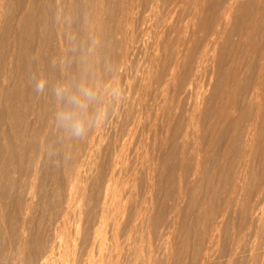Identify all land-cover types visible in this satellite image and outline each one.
Returning <instances> with one entry per match:
<instances>
[{
    "label": "rangeland",
    "instance_id": "rangeland-1",
    "mask_svg": "<svg viewBox=\"0 0 264 264\" xmlns=\"http://www.w3.org/2000/svg\"><path fill=\"white\" fill-rule=\"evenodd\" d=\"M17 1L20 0H12V2L10 1L11 3L8 0V5L6 8L8 9L11 8V9L4 10L3 13L4 15L2 14L3 17L1 19L2 23L0 25L1 26L0 40L2 41V45L0 42V72L3 73V74L0 73L2 74L0 75V85H3L5 87V90L4 87L2 86H0L1 87L0 89H2L3 91H6L7 89L10 90L13 84H19L18 88H14L13 89L14 91H11L10 101H9L11 102L9 103L12 106L11 108L15 106L14 107L15 110L17 108L19 109H17L16 110L17 112L15 111L16 113L13 114L14 113V108H13L12 109L13 111H11V114L9 116L10 119L7 118L9 123L6 122L4 128L5 131H7L8 133L6 132L3 135H1L0 133V140L2 139L1 140L2 144L4 145L5 142L8 143L9 141V143H11V147H13V150H16L14 151V153H12L13 150L12 148H10L12 154L10 153V151H7L8 152L7 154L5 150H3L4 154L2 153V158L3 156L4 158L6 157L8 158L10 156L8 159L10 160V162L12 161L8 168V173L11 175V178H9L10 180L7 179L9 181L5 180L6 203L3 208L4 216L6 215L5 219L8 220L13 215L12 212L14 206L13 205L14 199L18 196L20 188L21 187L23 188V186L26 185V183L28 184V182L30 181L29 177L25 176L24 174L28 172L27 170L28 166L30 165L31 161H33V159L35 160V158L38 156V153L40 151L41 138L39 137L40 136L39 134L41 128L46 126L48 122L49 123L51 122L50 124L48 123L49 127L46 137L47 138L46 143L45 146L42 148L44 150H42L40 155L41 157L39 156L40 161H38L37 164V170L39 172L36 170L37 176L35 175V179H34L35 190L37 192L38 199L40 198L39 199L40 201L42 200L48 202L51 201L49 203V205H51L50 207L56 208L55 203L58 200L56 198L57 197L59 198V194L57 195V192L59 191L56 190L58 189L59 181L62 177V175L60 174H62L64 170L63 165L66 164L64 163V161L68 163V161L72 160L73 157L71 156L74 155L76 150L77 152L82 150L83 142H85L83 140L81 141V143L79 142L81 135L80 136L75 135L74 129L73 128H72L73 130L71 129L70 124L71 122H74L79 119V121H81L82 123L85 122L83 123L85 127L84 129L85 131L88 132V130L93 127V124L96 121V117H95L96 115L97 118L100 117L103 122V131L100 132L102 135L99 134L101 137H99V135H96L98 137L94 138L95 141L93 140L92 143L93 147H91L93 149L91 150L92 152L90 153L91 156L89 155H88L89 157L86 156L85 162L86 161L89 162V163L87 162L88 163L87 167L89 168V173L91 174L89 173H88L89 175L87 174L88 180L87 178L84 179L82 178L81 183L79 182L80 187H82L83 192L85 193L83 194L81 204H83V208L85 211L88 212L93 211L97 203L99 186L102 183V181L105 179L106 174H108L109 172L108 170H110V168L108 167L110 163L112 164V160L117 154L116 158L117 157L119 158V162H118L119 164H117V171L120 172L116 173V175L119 177V180L118 177H116V180H118L117 184L121 183L119 184V186L122 187L121 189H123L121 191H124V193L122 194L124 195L126 194L125 196L123 195V198L125 199L122 200V207L120 209L121 213L120 212L117 213L118 224L116 229V233H117L116 240H118L117 242L120 243V244L118 243V248L122 249V255H120L119 258L120 261H118V264L120 262H121L120 264H126V263L134 264V262L135 264H145V263L146 264H226L227 262H229L230 264H258V263L264 264V232L260 234L261 239L262 237L263 239L260 240L259 237L258 241L256 242V243L258 242L261 243L262 246L258 244L259 246L255 245V247H253L252 249L250 242H248V239L250 240L249 235L251 230L250 228H248V224L250 223L249 222L250 219L248 217L249 216L248 209L250 203L255 198L254 193L261 180L258 177L260 175L261 178V175L264 172V162H263L264 161V97L262 100L263 107L261 108L258 116L256 117L258 128H260V133L256 141V147L253 153L254 155L252 156L251 159L252 160L251 167H255L252 168L253 174L250 173L247 176L246 181L244 182L245 188L243 190L244 192L243 195L237 194V197L235 199H232V201L228 205V208L224 210L225 209L224 197L226 199V196L229 193V190L233 183V177H234L232 176L233 172L236 171L235 168H237L239 165V163L237 162H240L238 158L240 159L241 157L240 156L242 151L241 143L243 142L242 134L245 132V130L251 123L252 119L256 115V108L254 104L248 101V97L251 95V92L256 85L264 84V66H263L264 65V1L263 0H198V1L197 0H136V2H132L131 0L130 2V0H128L129 2H127V0L126 1L123 0L121 4V0H115V2L114 0H110V1L108 0L107 1L109 3L108 5H110L111 7L105 5V12L107 7H109V9H113L112 10L113 12L110 10V12L108 11L109 14H107V12L104 13V18L106 20L105 26L107 25L106 28L105 27L104 28L105 30L106 29L107 30L106 31L104 30L105 32L103 36L104 40H102L103 42L101 43L103 46L101 45L102 47L100 46V49H98V52L101 53L98 54L97 52L98 55L96 57L98 59H95L91 63L88 58L89 56L88 53L84 52L85 54L83 53L84 57L82 59L85 61L83 60L81 61L87 62V64L86 63L81 64L82 63L81 61L78 62L77 60H72L70 54L67 53L66 55L63 56V58L65 57L64 60L66 61V63L60 64L59 63L60 58L57 59V57L60 56H58L53 52L52 57L50 54L49 57L50 59L48 60L46 59L47 61L44 60L41 63H36L35 58H32L31 62L33 64L31 62H28L26 64L21 63L18 66V70L16 72V70L13 69L14 67L13 66L11 67L10 64L7 63V66L4 65L3 67L1 66V64L3 63L2 60L4 58L7 59V55L12 49V45H10L11 43L8 40L13 33L12 27L16 22V16L20 12V4ZM173 1L175 4L173 3ZM161 4L162 6H160ZM77 5L73 9L71 15L73 16V20L71 23L73 25L72 26L73 28L78 23V20H76L77 17L81 15L80 9L79 11H77L78 9L76 10L77 7H80V4ZM126 5H130L131 8L132 7L135 8V9L133 8V10L136 12L134 13L132 12L134 16L133 18L131 15L132 14L131 11H133L132 9L129 11V15L128 13L126 14L123 11L124 10L123 8H125ZM182 7L184 8V10ZM169 8H171L173 11L172 10L170 11ZM120 9L122 10L121 12ZM225 9L228 10V14H226L223 17L222 14ZM163 12L167 13L166 16ZM119 13L123 14L122 16L126 14V16L122 18L125 23L132 21L128 23L129 26L126 25L120 17H119V19H121L120 23L118 22L119 20L118 18H117L118 20H116V17L120 15ZM168 13H172V14L168 15ZM127 15L130 17V21L129 19L125 21L126 18H129ZM51 16H53V12L51 13ZM154 19L156 20L154 21ZM180 21H182V24ZM122 22L124 23V25L121 24ZM51 24L53 26V22ZM119 24L122 27L124 26L126 28L127 27L130 28L133 24L135 25H133L130 29L125 28L126 29L125 31L127 33H124L125 32L124 29L122 30ZM9 26L10 28H8ZM52 26L50 25L51 28ZM143 27H145L144 29H147V31L144 30ZM119 28L121 32L119 31ZM141 29L144 31H142ZM128 30L131 31V33H128L129 32ZM213 32L215 33V37L218 36L216 37L217 39H215V41L217 40L216 44L214 39H212L214 36L213 37L211 36ZM120 33L121 34L124 33V35L123 34L121 35V37L123 36L122 37L123 40L120 37ZM127 34H130L131 36L128 35L126 37ZM7 37L9 38L7 39ZM129 37L131 40L132 39L133 40L131 41ZM155 37H157L156 38L157 41L159 39L158 43L156 40H154ZM210 37H211V41L213 40L214 43H212L213 41L212 42L210 41L209 39ZM107 38L109 39V41ZM120 38L122 42L124 41V44L126 43L125 41H127L125 46H123V43L121 42V40H119ZM124 38H127V40H125ZM207 39L209 40L208 42L210 43L205 42L207 41ZM108 42L109 44H107ZM151 42H153V44ZM154 42H156L155 48L152 47V45L155 46ZM204 43H206V45H204ZM51 44L52 45L54 44V40H52ZM75 44L76 43L72 44L73 45L72 49L76 52V48L77 49L79 48L78 49L79 52L80 47L78 43L76 45ZM106 44L108 45V47ZM114 45L116 46L114 47ZM126 46H128L127 49ZM123 47L125 48L124 50ZM205 47L206 48L211 47V48L207 50L205 49ZM141 48L142 50H139ZM143 48L147 52H145ZM156 49H158V51L153 52ZM106 50H108L109 52L107 51L105 54ZM177 50L178 53L180 51L179 53L180 55L176 52ZM119 52L121 53L118 54ZM138 52L139 53L142 52V53L139 54ZM152 53H156L154 60H152L154 56ZM203 53L206 54L204 55ZM122 55H125L126 58H124V56L122 57ZM85 56L87 57V59H85ZM173 56L176 57L178 61L176 60V58H173ZM150 57L151 59L149 60ZM163 57L165 59L167 57V59L165 60ZM144 58L146 59V61ZM6 59H4L3 61H5ZM130 59L132 60L130 61ZM174 59L177 61L176 67H174L175 66L174 63L176 62ZM162 60L165 61V64L163 63L164 61ZM170 60L173 61L174 63H172ZM124 61H126L124 63L125 65L124 64L122 65L123 68H125L124 70L122 67H120L122 71L119 70V67H116V70L114 69L115 68L114 66H118V62L121 63ZM112 62L116 63V65ZM139 62L141 63L139 64ZM171 64L172 65L174 64L173 67L175 68V70L173 71H171L173 68ZM94 65L96 69L93 68ZM138 66L141 67L140 70ZM70 68L71 70L68 73L66 72L64 74L65 72L64 70L66 69V71H68ZM98 70L101 72H99ZM113 70H115V72ZM131 70H133V72ZM146 72H148L149 76H147L148 74H146ZM155 73L156 75H154ZM165 73L168 76H166ZM131 74L132 76H130ZM100 76L101 78H99ZM33 77L35 78V80H33ZM133 77L137 78V81H135L136 79H134ZM61 79L65 81L63 85H59L62 83ZM15 81L17 82L15 83ZM40 81H44L46 83L45 86L46 89H44L43 93L37 94L34 91V87H35V83H38ZM149 81L150 83H148ZM101 83L102 85H100ZM20 84H22L21 85L22 87H20ZM67 84L69 87L67 86ZM81 85L84 86L82 87ZM104 85H106L107 88H105L106 86ZM201 85L205 89L204 88L201 89L202 87ZM59 86L62 89V95L60 98H57L55 93L53 94L54 92L53 90ZM157 86L159 87L157 88ZM48 88L51 91L48 90ZM88 89L90 90V92H88L89 91ZM196 89L198 90V93ZM201 90L202 92H199ZM69 91L70 93H68ZM100 91L102 93H100ZM132 91L135 94L132 93ZM84 92L88 93L89 95H85ZM194 92H196L197 94ZM1 93L2 95H4L3 92ZM97 93H99V95ZM200 93L202 96L204 95L203 96L204 98L199 95ZM75 94H77V96ZM13 95L15 98L13 97ZM90 95H92L93 97L92 96L90 97ZM51 96L54 98H52ZM21 97L23 99H21ZM67 97L68 99H66ZM76 97L80 99L76 100ZM2 98L3 96L1 97V100H3L1 102L4 105V109H3V105L0 103L1 105L0 114L3 115V112L5 113L4 103L6 102ZM202 98L204 99V101H202L203 100ZM24 100L26 101V103H24L25 102ZM166 100L167 102H165ZM61 101H63V103ZM64 101H66V103ZM196 101L197 102L199 101L198 104ZM200 101L202 102V104ZM16 103L20 104L19 107L17 108H16ZM95 103H98L97 104L98 106ZM45 105L50 107L49 109V107L46 106L50 111L48 109L45 110L46 108ZM76 105L77 107H75ZM94 105L96 106L94 107ZM130 105L133 106V108ZM192 105L193 107H196V105L198 106L201 105L200 107L202 106L203 107L200 108L197 106L198 108L196 107L192 109ZM73 106L75 108H73ZM32 107L33 110L34 107L37 109L30 116V111H31L30 109H32ZM40 107L44 110V112L42 109H40ZM59 107L64 109L63 110L59 109ZM196 109L197 110L201 109L200 110L201 115L197 114L195 116L197 111ZM135 111L136 113H134ZM67 112L68 114L71 115L73 120L71 122H68V125L66 127L65 122L63 120L61 121L56 117L59 116V114H65V113L67 114ZM72 112L73 114H71ZM20 113L22 114L21 116L23 118L22 117L19 118ZM160 113H162V115ZM128 114L129 115L132 114L133 116L132 115L127 116ZM198 115H200L199 118ZM27 116H28V121H27ZM195 117L198 119H195ZM103 119L105 121H103ZM19 122L22 126L19 125ZM26 122L27 124H25ZM42 123L43 124L45 123L46 125H43ZM201 124L202 126H200ZM16 125L18 128L16 127ZM64 125L66 128L64 127ZM25 127H27V129H25ZM11 128L17 131L14 130L12 132ZM37 129L39 133L34 132V130L37 131ZM118 129L120 130V132L118 131ZM187 129H190L191 131L193 130L194 132L193 131L191 132L190 130ZM124 131L127 133H125ZM11 132L14 134L12 135ZM19 132H21L22 136L25 137L23 138L21 136V138H19L16 135ZM60 132L61 133L63 132V134H61ZM69 134L71 136L73 135L72 136L73 138H70ZM186 135H188V138H186ZM59 137L62 138L60 139ZM72 139L74 140L72 141ZM48 140L51 141L48 142ZM60 141L62 142V144ZM115 143H117V146L115 145ZM193 144L195 145L193 146ZM132 145L135 147H133ZM30 147H33L31 148V151H30ZM125 150H126V154L124 153ZM183 150L184 152H182ZM135 151H137L138 153L137 152L135 153ZM118 152H120L119 155L121 156L123 155V156L119 157ZM9 153L11 155H9ZM67 155L70 159L67 157ZM101 157L104 158L102 159ZM67 158L68 161L66 160ZM260 160L263 163H260ZM27 161L29 162L26 163ZM97 162L98 164H96ZM92 164L94 165L96 164V165L93 166ZM139 164L144 166L142 167ZM260 164L263 167L260 166ZM199 165L201 168L199 167ZM98 167L101 169H97ZM11 168H13L14 173L12 172ZM122 168L125 169L123 170ZM96 170L98 174L95 173ZM122 171L123 172L125 171L126 173L124 174ZM122 173L124 174L123 175L124 177L122 176ZM20 176H22V178ZM122 177L125 180L124 182L120 181V179L123 180ZM6 181L8 183H6ZM190 181L193 182L191 183ZM38 182L40 183V185ZM7 184L8 186L10 185V187L6 186ZM20 185L22 186L20 187ZM51 189L55 191V194L54 191H51ZM9 191L11 192V194ZM43 192L46 194H44ZM130 192H132V194ZM179 199L182 200L183 202L182 201H181L182 203L179 202L180 201ZM144 204L147 206H145ZM150 208L152 209L150 210ZM222 212H225V214L219 226L220 230L218 229V233H216L213 238H209V227H211V224L217 218H219V215H221ZM141 216H142V220H141ZM137 224H139L140 226ZM247 228L250 230H248ZM125 237H126V242L124 241ZM127 241H129L130 243ZM2 243L3 242H0V247H1L0 264H8L6 262L7 250L3 247L4 245ZM132 248H134V250ZM251 252H255V254L253 253L251 254ZM230 253L234 254L231 260H229ZM207 254L209 255V258L207 259L208 261L207 260L205 262L202 261L203 256ZM250 257L251 259L253 258L252 261Z\"/></svg>",
    "mask_w": 264,
    "mask_h": 264
},
{
    "label": "bare ground",
    "instance_id": "bare-ground-1",
    "mask_svg": "<svg viewBox=\"0 0 264 264\" xmlns=\"http://www.w3.org/2000/svg\"><path fill=\"white\" fill-rule=\"evenodd\" d=\"M12 2V0H9V2ZM108 0H20V1H17L19 2L20 4V12L19 14L16 16V22L15 24L13 25L12 27V30H13V33L12 35L9 37H7V39L9 38L8 41H10V45H12V49L10 50V52L8 53L7 55V59L5 61H3L2 59V63L1 66L3 67L4 65L7 66V63L10 64V66L14 67L13 69L18 70V66L21 64V63H28V62H31L32 61V58H35V62L36 63H41L42 61L44 60H48L50 59V54H51V57L53 55V52L55 54H57L58 56L60 57H57L60 58V64H64L66 63V61L64 60L65 57L63 58L64 55H66L67 53L70 54L72 60H77L78 62L83 60L82 58L84 57V52H87L88 53V58L90 60V62L92 63L95 59H98L96 56L101 53V52H98V49H100V46L102 45L101 43L103 42L102 40L103 39V36L105 34L104 30L106 28L105 26V18H104V13L107 12V14H109L110 10L112 11L113 9H109V7L106 8V12H105V5L106 6H110L108 5L109 3L107 2ZM110 1V0H109ZM122 1L121 0V4H122ZM126 1V0H125ZM198 1V0H197ZM264 1V0H263ZM10 2V3H11ZM16 2V3H17ZM115 2V0H114ZM127 2H129L127 0ZM131 2V0H130ZM132 2H136V0H132ZM182 2V1H181ZM107 3V4H106ZM113 3V2H112ZM150 3V2H149ZM172 3V2H171ZM174 3V1H173ZM177 3V2H176ZM77 4H80V7H77L76 10L79 11L80 9V12H81V15L79 17H77L76 20H78V23L74 26V28L72 27L73 25L71 24L72 23V20H73V16L72 15V11L73 9L76 7ZM139 4V3H138ZM152 4V3H151ZM175 4V3H174ZM192 4V3H191ZM8 5V0H0V25H1V19H2V14L4 13V10L8 9L6 8ZM154 5V4H153ZM180 5V4H179ZM178 5V6H179ZM78 6V5H77ZM151 6V5H150ZM162 6V4L160 5ZM170 6V4H169ZM172 6V4H171ZM177 6V8H178ZM193 6V5H192ZM111 7V6H110ZM186 7V6H184ZM134 7L131 8L130 5H126L125 8H123L124 12L128 15H129V11L132 9L133 10ZM153 8V7H152ZM157 8V7H156ZM161 8V7H160ZM167 8V7H166ZM174 8V7H173ZM176 8V9H177ZM183 8V7H182ZM181 8V9H182ZM188 8V7H187ZM186 8V9H187ZM11 9V8H10ZM8 9V10H10ZM14 9V8H13ZM109 9V10H108ZM135 9V8H134ZM175 9V10H176ZM169 10L171 11L172 9L169 8ZM184 10V8H183ZM109 11V12H108ZM122 10L120 9V12ZM147 11V10H146ZM173 11V10H172ZM187 11V10H186ZM53 12V16H51V13ZM113 12V11H112ZM117 12V11H116ZM134 13L136 11H131V13ZM149 12V11H148ZM162 12V11H161ZM167 12V11H166ZM166 12H163L166 16ZM169 12V11H168ZM188 12V11H187ZM133 13L131 14L132 15V18L134 17L133 16ZM147 13V12H146ZM162 13V14H163ZM173 13V12H172ZM172 13H168V15L172 14ZM9 14V12H8ZM120 15H118L116 17V20L119 19V17L122 19L124 18V16H126V14H124V16H122L123 14L119 13ZM138 14V13H137ZM163 14V15H164ZM226 14H228V10L225 9L223 11V14L222 16L224 17ZM4 15V14H3ZM6 15V14H5ZM106 15V14H105ZM127 15V16H128ZM136 15V14H135ZM178 15V14H177ZM77 16V15H76ZM107 16V15H106ZM53 17V18H51ZM129 17V16H128ZM138 17V15H137ZM118 18V19H117ZM126 18V17H125ZM176 18V17H175ZM184 18V17H183ZM8 19V17H7ZM110 19V18H109ZM121 19L118 20V22L120 23L121 22ZM129 19L130 21V17L129 18H126L125 21H127ZM143 19V18H141ZM140 19V20H141ZM158 19V18H157ZM165 19V18H164ZM167 19V17H166ZM113 20V19H111ZM133 20V19H131ZM156 19H154L155 21ZM122 21L124 22V20L122 19ZM137 21V20H135ZM134 21V22H135ZM164 21V20H163ZM162 21V22H163ZM192 21V20H191ZM190 21V22H191ZM7 22V21H6ZM53 22V26H52V23ZM121 23L122 25H124V23ZM132 22V21H130ZM130 22H127L125 23L126 25L129 26L128 23ZM140 22V21H139ZM181 24H182V21H180ZM189 22V21H188ZM8 23V22H7ZM136 23V22H135ZM149 23V22H148ZM156 23V22H155ZM167 23V22H166ZM110 24V23H109ZM157 24V23H156ZM155 24V25H156ZM159 24V23H158ZM163 24V23H162ZM184 24H187V23H184ZM50 25L52 26V28L50 27ZM120 25V24H119ZM125 25V26H126ZM135 25V24H133ZM132 25V26H133ZM115 26V25H114ZM121 26V25H120ZM119 26V27H120ZM131 26V27H132ZM141 26V25H140ZM143 26V25H142ZM145 26V25H144ZM105 27V28H104ZM130 27V28H131ZM135 27V26H134ZM146 27V26H145ZM143 27V29L145 28ZM165 27V26H164ZM185 27V26H184ZM1 28V26H0ZM10 28V26L8 27ZM108 28V27H107ZM122 30L124 29V31L126 29H128L129 27H122ZM126 28V29H125ZM129 28V29H130ZM138 28H139V25H138ZM136 28V29H138ZM147 28V27H146ZM151 28V26H150ZM158 28V27H157ZM191 28V27H190ZM52 29V30H51ZM135 29V28H134ZM153 29V27H152ZM162 29V28H161ZM192 29V28H191ZM107 30V29H106ZM105 30V31H106ZM133 30V29H132ZM142 30V29H141ZM147 31V29H144ZM142 30V31H144ZM119 31H120V28H119ZM118 31V33H119ZM122 31V32H124ZM129 31V30H128ZM173 31V29H172ZM121 32V31H120ZM138 32V31H137ZM135 32V33H137ZM124 33H127L126 31ZM124 33H122L124 35ZM128 33H131V31H129ZM145 33V32H144ZM189 33V32H188ZM111 34V33H109ZM120 33V37L122 35ZM141 34V33H140ZM130 35V34H127L126 37ZM137 35V34H136ZM135 35V36H136ZM139 35V34H138ZM148 35V34H146ZM150 35H153V34H150ZM162 35V34H161ZM2 36V35H1ZM115 36V35H114ZM131 36V35H130ZM145 36V35H144ZM157 36V35H156ZM211 36L215 37V33L213 32L211 34ZM110 37V36H108ZM123 37V36H122ZM121 37V38H122ZM125 37V36H124ZM212 38L214 39H217L216 36L215 38ZM1 38V37H0ZM118 38V36H117ZM121 38L119 40H121ZM157 37H155L154 40L157 41L156 39ZM108 39V38H107ZM106 39V40H107ZM125 40H127V38H124ZM130 39V37H129ZM171 39V38H170ZM210 41H211V37L209 38ZM52 40H54V44L52 45ZM123 40V38H122ZM121 40V42H122ZM131 40V39H130ZM133 40V39H132ZM131 40V41H132ZM145 40V39H144ZM143 40V41H144ZM153 40V39H152ZM161 40V39H160ZM6 41V40H5ZM109 41V39H108ZM147 41V40H146ZM159 41V39H158ZM157 41V43H158ZM209 40L207 39V41L205 42H208ZM213 41V40H212ZM211 41V42H212ZM214 41L212 43H214ZM1 42V45H2V41L0 40ZM111 42V40H110ZM117 42V41H116ZM127 43V41H125ZM134 42V41H133ZM142 42V41H141ZM150 42V41H149ZM217 40L215 41V44H216ZM73 43H78L79 47H80V51L78 52V49L76 48V52L72 49V44ZM106 43V42H105ZM123 43V46L126 45V43L124 44V41L122 42ZM153 44V42H151ZM156 42H154V45H155ZM210 43V42H208ZM207 43V45H208ZM211 43V44H212ZM75 44V45H76ZM109 44V42L107 43ZM106 44V45H107ZM121 44V43H120ZM147 44V43H146ZM162 44V43H161ZM129 45V44H127ZM159 45V44H158ZM204 45H206V43H204ZM210 45V44H209ZM214 45V44H213ZM103 46V45H102ZM101 46V47H102ZM116 45H114L115 47ZM136 46V45H135ZM145 46V45H144ZM108 47V45H107ZM122 47V46H121ZM128 46H126V49H127ZM131 47V46H129ZM152 47H156L152 45ZM158 47V46H157ZM212 47V46H211ZM211 47H208L205 49H209ZM111 48V47H110ZM118 48V47H117ZM135 48V47H134ZM167 48V47H166ZM107 49V48H106ZM125 48L123 47V50ZM147 49V48H146ZM204 49V48H203ZM113 50V49H112ZM119 50V49H118ZM139 50H142L139 49ZM138 50V51H139ZM144 50V48H143ZM149 50V49H148ZM163 50V49H162ZM52 51V52H51ZM102 51V50H100ZM108 50L105 51V54ZM125 51H128V50H125ZM132 51V50H131ZM145 52H147L146 50H144ZM158 49H156L155 51L153 52H157ZM160 51V50H159ZM166 51V49H165ZM2 52V51H1ZM98 52V54H97ZM109 52V51H108ZM117 52V51H116ZM144 52V53H145ZM178 53V50L176 51ZM206 52V51H204ZM84 53V54H83ZM121 52H119L118 54H120ZM132 53V52H131ZM139 53V52H138ZM137 53V54H138ZM142 52H140L139 54H141ZM180 53V51H179ZM178 53V54H179ZM113 54V53H112ZM111 54V55H112ZM123 54V53H122ZM146 54V53H145ZM144 54V55H145ZM153 55V59H155V56H156V53H152ZM166 54V53H165ZM178 54H175V55H178ZM204 54V53H203ZM206 54V53H205ZM204 54V55H205ZM208 54V53H207ZM133 55V54H132ZM180 55V54H179ZM125 55H122V57ZM151 56V55H150ZM210 56V55H209ZM107 57V56H105ZM121 57V58H122ZM158 57V56H157ZM180 57V56H178ZM123 58V59H124ZM132 58V56H131ZM139 58V57H138ZM164 58V57H163ZM173 58H176L173 56ZM53 59V58H52ZM56 59V60H57ZM85 59H87V57L85 56ZM105 59V58H104ZM137 59V58H136ZM145 59V58H144ZM151 59V57L149 58V60ZM165 59V58H164ZM167 59V57H166ZM165 59V60H166ZM46 60V61H47ZM106 60V59H105ZM132 59H130L131 61ZM157 60V59H156ZM172 60V59H171ZM170 60V61H171ZM175 60V59H174ZM177 60V58H176ZM175 60V61H176ZM203 60V59H202ZM201 60V62H202ZM54 61V60H53ZM85 61V60H83ZM81 61L80 63L81 64H84L87 62H83ZM88 61V60H87ZM121 61V60H120ZM119 61V62H120ZM140 61V60H139ZM146 61V59H145ZM164 61V60H162ZM169 61V60H168ZM167 61V62H168ZM178 61V60H177ZM177 61L174 63L173 61H171L172 63L174 64L172 65V67H176V63ZM207 61V59H206ZM51 62V61H50ZM117 62V61H115ZM118 62V66H114L113 68L116 70V67H119V70H121L120 67L123 68V64L126 62H121L119 63ZM166 62V64H167ZM32 63V62H31ZM114 63V62H112ZM141 62H139L140 64ZM150 63V62H149ZM159 63V62H158ZM165 64V61L163 62ZM33 64V63H32ZM77 64V63H76ZM116 65V63H114ZM144 64V63H143ZM154 64V63H153ZM170 64V63H169ZM168 64V65H169ZM29 65V64H27ZM52 65V64H51ZM50 65V66H51ZM72 65V64H70ZM108 65V64H107ZM125 65V64H124ZM148 65V64H147ZM85 66V65H84ZM136 66V65H135ZM142 66V64H141ZM151 66V65H150ZM163 66V65H162ZM264 66V65H263ZM55 67V66H54ZM68 67V66H67ZM125 67V66H124ZM139 67V66H138ZM137 67V68H138ZM157 67V66H156ZM172 68L171 71L175 70V68ZM41 68V67H40ZM47 68V67H46ZM50 68V67H49ZM72 68V67H71ZM71 68L66 71V69L63 71L64 74L67 72H69L71 70ZM77 68V67H76ZM95 68V65L94 67ZM98 68V67H97ZM100 68V67H99ZM109 68V67H108ZM141 67H139V70H140ZM42 69V68H41ZM79 69V68H78ZM96 69V68H95ZM125 68H123L124 70ZM151 69V68H150ZM167 69V68H166ZM47 70V69H46ZM101 70V69H100ZM115 70H113L115 72ZM138 70V71H139ZM2 71V70H1ZM13 71V70H12ZM95 71V70H94ZM93 71V72H94ZM97 71V70H96ZM99 71V70H98ZM117 71H118V68H117ZM117 71H116V74H117ZM133 72V70H131ZM135 71V70H134ZM149 71V70H148ZM156 71V70H155ZM10 72V71H8ZM20 72V71H18ZM49 72V71H48ZM77 72V71H75ZM101 72V71H99ZM112 72V71H111ZM140 72V71H139ZM150 72V71H149ZM161 72V70H160ZM2 73V72H0ZM71 73V72H70ZM73 73V71H72ZM176 73V72H175ZM3 74V73H2ZM0 74V75H2ZM6 74V73H5ZM42 74V73H41ZM111 74V73H110ZM137 74V73H136ZM146 74H148V72H146ZM145 74V75H146ZM7 75V74H6ZM70 75V74H69ZM72 75V74H71ZM76 75V73H75ZM91 75V74H90ZM107 75V74H106ZM156 75V73L154 74ZM160 75V74H159ZM166 75V73H165ZM16 76V75H15ZM20 76V74H19ZM99 76V75H98ZM102 76V75H101ZM101 76L99 78H101ZM111 76V75H110ZM109 76V77H110ZM132 76V74L130 75ZM149 76V74L147 75ZM168 76V75H166ZM9 77V75H8ZM93 77V76H92ZM140 77V76H139ZM157 77H158V74H157ZM165 77V76H163ZM2 78V77H1ZM44 78V77H43ZM64 78V77H63ZM94 78V77H93ZM106 78V77H105ZM131 78V77H130ZM134 78V77H133ZM132 78V79H133ZM144 78V77H143ZM146 78V76H145ZM156 78V77H155ZM21 79V78H20ZM41 79V78H40ZM73 79V78H72ZM110 79V78H109ZM116 79V78H115ZM126 79V78H125ZM136 79L135 81H137V78H134ZM163 79V78H162ZM62 80V79H61ZM102 80V79H101ZM106 80V79H105ZM170 80V79H169ZM7 81V80H5ZM64 80H62V83L59 84V85H63V83H65V81L63 82ZM70 81V80H69ZM128 81V80H127ZM167 81V80H166ZM171 81V80H170ZM203 81V79H202ZM17 81H15L16 83ZM72 82V81H71ZM95 82V81H94ZM119 82V80H118ZM133 82V81H132ZM146 82V81H145ZM158 82V81H157ZM162 82V81H161ZM3 83V82H2ZM20 83V82H19ZM89 83V82H88ZM98 83V81H97ZM100 83V81H99ZM136 83V82H135ZM138 83V82H137ZM150 83V81L148 82ZM204 83V82H203ZM142 84V82H141ZM22 84H20V87ZM58 85V84H57ZM86 85V84H85ZM90 85V84H89ZM88 85V87H89ZM102 85V83L100 84ZM120 85V84H119ZM199 85V84H198ZM203 85V84H202ZM201 85V86H202ZM2 87H4L3 85H0ZM19 84H13L12 88L7 89L6 91H3L2 89H0V103L2 104L1 101V97L3 96L2 99L5 100L6 103L5 104V113L3 112V115L0 114V133L1 135H3L4 133H6L7 131H5V123L9 121L7 120V118H9L10 114H11V111H13L11 108L12 106L9 104L11 102L10 101V95H11V91H14L13 89L14 88H18ZM55 86V85H54ZM68 86V84H67ZM66 86V87H67ZM77 86V85H76ZM75 86V87H76ZM82 86V85H81ZM84 86V85H83ZM82 86V87H83ZM93 86V85H92ZM106 86V85H104ZM103 86V88H104ZM133 86V85H132ZM200 86V87H201ZM10 87V86H9ZM60 87V86H59ZM69 87V86H68ZM114 87V85H113ZM117 87V86H116ZM137 87V86H136ZM143 87V86H141ZM159 86H157L158 88ZM198 87V88H200ZM1 88V87H0ZM7 88V87H6ZM24 88V87H23ZM65 88V87H64ZM107 88V86L105 87ZM111 88V87H110ZM132 88V87H131ZM156 88V89H157ZM204 88L203 86L201 87V89ZM46 89V88H45ZM68 89V88H67ZM86 89V88H85ZM117 89V88H116ZM135 89V88H134ZM205 89V88H204ZM4 90H5V87H4ZM23 90V89H22ZM48 90H50L48 88ZM66 90V89H65ZM70 90V89H69ZM82 90V89H80ZM89 90V89H88ZM121 90V89H120ZM164 90V89H163ZM51 91V90H50ZM67 91V90H66ZM76 91V89H75ZM84 91V90H83ZM94 91V90H93ZM104 91V90H103ZM119 91V90H118ZM146 91V90H145ZM157 91V90H156ZM159 91V90H158ZM197 93H198V90L196 89ZM5 95H2V93ZM18 92V91H16ZM21 92V91H20ZM48 92V91H47ZM90 92V90L88 91ZM99 92V91H98ZM121 92V91H120ZM131 92V91H130ZM137 92V91H136ZM142 92V90H141ZM199 92H202L199 91ZM205 92V91H204ZM70 93V91L68 92ZM76 93V92H75ZM81 93V91H80ZM85 93V92H84ZM100 93H102L100 91ZM105 93V92H104ZM132 93H134L132 91ZM168 93V92H167ZM196 93V92H194ZM196 93V94H197ZM48 94V93H47ZM54 94V92H53ZM78 94V93H77ZM77 94H75L77 96ZM83 94V93H82ZM99 95V93H97ZM95 94V95H97ZM125 94V93H124ZM130 94V93H129ZM135 94V93H134ZM164 94V93H163ZM2 95V96H1ZM79 95V94H78ZM111 95V94H110ZM143 95V94H142ZM200 96L201 93L199 94ZM17 96V95H16ZM28 96V95H27ZM92 95H90L91 97ZM104 96V95H103ZM155 96V95H154ZM159 96V95H158ZM162 96V95H161ZM199 96V97H200ZM204 96V95H203ZM202 96V97H203ZM14 97V95H13ZM24 97V96H23ZM52 97V96H51ZM79 97V96H78ZM76 97V100H79L80 98ZM88 97V96H87ZM93 97V96H92ZM152 97V96H151ZM157 97V96H156ZM263 97H264V84H258L255 86V88L252 90L251 92V95L248 97V101L251 102L252 104H254L255 108H256V115L255 117L252 119L251 123L249 124V126L247 127V129L245 130V132L242 134L243 136V142L241 143V154H240V159L238 158V160H240V162H237L239 163L238 167L235 168L236 171L233 172V183L231 185V188L229 190V193L228 195L226 196V199L224 197V200H225V209L226 210L228 208V205L229 203L232 201V199H235L237 197V194H241L243 195V190H244V182L246 181V178L247 176L252 173V168H255V167H251V162H252V156L254 155V151H255V147H256V141L259 137V133H260V128H258V123H257V119L256 117L258 116L261 108L263 107ZM15 98V97H14ZM54 98V97H52ZM78 98V99H77ZM99 98V97H98ZM97 98V99H98ZM164 98V97H163ZM204 98V97H203ZM202 98V99H203ZM18 99V98H17ZM16 99V100H17ZM21 99H23L21 97ZM40 99V98H39ZM45 99V98H44ZM68 99V97L66 98ZM70 99V98H69ZM83 99V98H82ZM124 99V98H123ZM122 99V100H123ZM159 99V97H158ZM169 99V98H168ZM14 100V99H12ZM29 100V99H28ZM51 100V99H49ZM75 100V101H76ZM89 100V99H88ZM129 100V99H128ZM127 100V101H128ZM161 100V98H160ZM173 100V99H172ZM196 100V98H195ZM25 101V100H24ZM31 101V100H30ZM47 101V99H46ZM59 101V100H58ZM86 101V100H85ZM103 101V100H102ZM204 101V99L202 100ZM16 102V101H15ZM45 102V100H44ZM63 103V101H61ZM66 103V101H64ZM68 102V101H67ZM70 102V101H69ZM97 102V101H96ZM99 102V101H98ZM104 102V101H103ZM110 102V101H109ZM118 102V101H117ZM120 102V101H119ZM135 102V101H134ZM137 102V101H136ZM160 102V101H159ZM167 102V100L165 101ZM194 102V101H193ZM197 102V101H196ZM199 102V101H198ZM197 102V104H198ZM201 102V101H200ZM19 103V101H18ZM26 103V101L24 102ZM34 103V102H33ZM74 103V102H73ZM79 103V101H78ZM126 103V102H125ZM171 103V102H170ZM14 104V103H13ZM12 104V105H13ZM29 104V103H28ZM38 104V103H37ZM47 104V103H46ZM52 104V103H51ZM96 105L98 103H95ZM100 104V103H99ZM103 104V103H102ZM122 104V103H121ZM128 104V103H127ZM133 104V103H132ZM160 104V103H159ZM172 104V103H171ZM194 104V103H193ZM200 104V103H199ZM202 104V102H201ZM3 105V104H2ZM15 105V104H14ZM18 105V106H17ZM20 104H17L16 103V108L19 107ZM26 105V104H25ZM32 105V104H30ZM44 105V104H43ZM82 105V104H81ZM94 105V107L96 106ZM111 105V104H110ZM109 105V106H110ZM125 105V104H123ZM129 105V104H128ZM137 105V104H136ZM157 105V104H156ZM1 106V105H0ZM24 106V105H23ZM35 106V105H33ZM47 105H45L46 107ZM51 106V105H50ZM57 106V105H56ZM64 106V105H63ZM62 106V107H63ZM98 106V105H97ZM105 106V104H104ZM119 106V105H118ZM121 106V105H120ZM131 106V105H130ZM145 106V105H144ZM198 105H196L197 107ZM201 106V105H200ZM198 106V107H200ZM49 107V106H47ZM45 108L48 109V108ZM61 107V106H60ZM59 109H62L60 108ZM65 107V106H64ZM69 107V106H68ZM67 107V108H68ZM77 107V105L75 106ZM73 106V108H75ZM90 107V106H89ZM114 107V106H113ZM122 107V106H121ZM133 108V106H131ZM140 107V106H139ZM152 107V106H151ZM150 107V108H151ZM196 107H193L192 105V109L193 108H196ZM197 107V108H198ZM203 107V106H202ZM200 107V108H202ZM2 108V107H1ZM39 108V107H38ZM56 108V107H55ZM99 108V107H97ZM120 108V107H119ZM124 108V107H123ZM126 108V107H125ZM128 108V107H127ZM136 108V107H135ZM149 108V109H150ZM3 109H4V105H3ZM19 109V108H17ZM16 109V110H17ZM26 109V108H25ZM24 109V110H25ZM37 108L34 107V110H33V107L32 109H30V116L31 114L34 113V111L36 110ZM40 109H42L40 107ZM50 109V107H49ZM48 109V110H49ZM64 109V108H63ZM62 109V110H63ZM116 109V108H115ZM122 109V108H121ZM153 109V108H152ZM151 109V110H152ZM155 109V108H154ZM15 110L14 108V113L15 114L17 111ZM43 110V109H42ZM68 110V109H67ZM74 110V109H73ZM96 110V109H95ZM112 110V109H111ZM124 110V109H123ZM146 110V109H145ZM162 110V109H161ZM197 110V109H196ZM199 110V111H198ZM196 111V114H200L201 115V112L200 110L201 109H198ZM16 111V112H15ZM19 111V110H18ZM38 111V110H37ZM50 111V110H49ZM71 111V110H70ZM69 111V112H70ZM82 111V110H81ZM90 111V110H89ZM98 111V110H97ZM148 111V110H147ZM157 111V110H156ZM164 111V110H163ZM166 111V110H165ZM192 111V110H191ZM194 111V110H193ZM44 112V110H43ZM42 112V113H43ZM65 112V111H64ZM63 112V113H64ZM74 112V111H73ZM73 112L71 114H73ZM88 112V111H87ZM104 112V111H103ZM115 112V110H114ZM127 112V111H125ZM133 112V111H132ZM144 112V111H143ZM197 112H200V113H197ZM51 113V112H50ZM75 113V112H74ZM77 113H78V110H77ZM83 113V112H82ZM81 113V114H82ZM93 113V112H91ZM119 113V112H118ZM122 113V111H121ZM136 113V111L134 112ZM149 113V112H148ZM195 113V112H194ZM12 114V115H13ZM41 114V113H40ZM49 114V113H48ZM66 114V113H65ZM68 114V112H67ZM112 114V112H111ZM146 114V113H145ZM162 115V113H160ZM22 114L20 113V117ZM45 115V114H44ZM50 115V114H49ZM60 115V114H59ZM75 115V114H74ZM73 115V116H74ZM84 115V114H83ZM82 115V116H83ZM95 115V114H94ZM117 115V114H116ZM121 115V114H120ZM125 115V114H124ZM132 115V114H130ZM129 114L127 116H130ZM135 115V114H134ZM141 115V114H139ZM138 115V116H139ZM192 115V114H191ZM194 115V114H193ZM198 115V118L199 116ZM14 116V115H13ZM56 116V115H55ZM112 116V115H111ZM133 116V115H132ZM151 116V114H150ZM17 117V116H16ZM78 117V116H77ZM86 117V116H85ZM96 117V121L95 123L93 124V127L90 128L87 131H84V133H81V136H80V143L81 141H85L83 142V148L82 150L78 151L77 150L75 151L74 155H72L71 157L72 160L68 161V155H67V162L64 161V164L63 166V172L62 174V177L59 181V185H58V189L56 191H59L57 192V195L59 194V198L57 197L56 199L57 202L55 203L56 204V208H53V207H50L51 205H49V203L51 202H48V201H45V200H42L40 201L37 197V192L35 190V175L37 174L36 173V170H37V164H38V161H40L39 159V156L41 155V152L42 149L44 146H45V143H46V137H47V132H48V123L47 125L44 123H42L43 125H46L44 127L41 128L40 130V151L38 153V156L35 158V160L33 159V161H31L30 165L28 166V172H26L24 175L25 176H28L29 177V182L28 184L26 183V185L23 186V188L21 187L22 185H20V190H19V193H18V196L16 194V198L14 199V206H13V215L10 217V219L6 220L5 219V216H4V213H3V208L5 206V196H6V191H5V180L11 178V175L8 173V168L10 166V160L7 158H2V153H3V150H5L6 152L7 151H10L12 148L13 150V147H11V143H4V145L2 144V139L0 140V242H3L2 244L4 245L3 247L7 250V263L8 264H118V261H120V255H122V249L118 248V243L117 242L118 240H116V229H117V224H118V220H117V213L120 212V209L122 207V200H124L125 198H123V195L122 193H124V191H121L123 189H121L122 187L119 186V184H117V181L119 180V177L116 175L117 172H120V171H117V164H119V158L117 159L116 158V155L114 157V159L112 160V164L110 163V160H109V167L110 170H108V174H106V177L105 179L102 181V183L100 184L99 186V190H98V195H97V203L95 205V208L93 209L92 212H88V211H85L84 208H83V204H81V200H82V197H83V194H85L83 192V189L82 187H80L79 185V182L81 183V180L82 178H87L88 180V175L91 174L89 173V168L87 167L88 165V161L85 162L86 160V156H91V150L93 148L92 146V143H93V140L95 141V137H98L96 135H99L101 134L100 132L103 131V122L101 120L100 117L97 118V116L95 115ZM94 117V118H95ZM105 117V116H104ZM115 117V116H113ZM118 117V116H117ZM135 117V116H134ZM146 117V116H144ZM194 117V116H193ZM192 117V118H193ZM23 118V117H22ZM41 118V117H40ZM58 118V116L56 117ZM74 118V117H73ZM92 118V116H91ZM90 118V119H91ZM123 118V117H122ZM124 118H127V117H124ZM133 118V117H131ZM157 118V117H156ZM191 118V119H192ZM195 117V119H198ZM10 119V118H9ZM82 119V118H81ZM85 119V118H84ZM117 119V118H116ZM148 119V118H147ZM14 120V119H13ZM73 120V119H72ZM79 120V119H78ZM92 120V119H91ZM90 120V121H91ZM110 120V119H109ZM108 120V121H109ZM15 121V120H14ZM26 121V119H25ZM27 121H28V116H27ZM62 121V120H61ZM87 121V120H86ZM103 121H105L103 119ZM107 121V120H106ZM126 121V120H125ZM133 121V120H132ZM135 121V120H134ZM144 121V120H143ZM151 121V120H150ZM148 122V121H147ZM188 122V121H187ZM191 122V121H190ZM189 122V123H190ZM193 122V120H192ZM195 122V121H194ZM197 122V121H196ZM13 123V122H12ZM11 123V124H12ZM51 123V122H50ZM49 123V124H50ZM85 123V122H83ZM87 123V122H86ZM114 123V122H113ZM138 123V122H137ZM155 123V122H154ZM14 124V123H13ZM17 124V123H16ZM27 124V122L25 123ZM110 124V123H109ZM108 124V125H109ZM112 124V123H111ZM135 124V123H134ZM194 124V123H193ZM197 124V123H196ZM18 125V124H17ZM16 125V127H17ZM19 125L20 122H19ZM36 125V124H34ZM88 125V124H87ZM120 125V124H119ZM129 125V124H128ZM154 125V124H153ZM15 126V125H14ZM22 126V125H21ZM20 126V127H21ZM61 126V125H60ZM86 126V125H85ZM106 126V124H105ZM104 126V127H105ZM127 126V125H126ZM135 126V125H134ZM149 126V125H148ZM195 126V125H194ZM202 126V124L200 125ZM12 127V126H10ZM9 127V129H10ZM24 127V126H23ZM29 127V126H28ZM57 127V126H56ZM65 127V125H64ZM67 127V126H66ZM65 127V128H66ZM108 127V126H107ZM117 127V126H115ZM121 127V126H119ZM188 127V126H187ZM191 127V126H189ZM18 128V127H17ZM31 128V127H30ZM33 128V127H32ZM59 128V127H58ZM57 128V129H58ZM63 128V127H62ZM85 128V127H84ZM127 128V127H126ZM135 128V127H134ZM12 129V128H11ZM25 129H27V127H25ZM54 129V127H53ZM72 129V127H71ZM70 129V130H71ZM107 129V128H106ZM122 129V128H121ZM198 129V128H197ZM15 129H12V132L14 131ZM30 130V129H29ZM32 130V129H31ZM73 130V129H72ZM147 130V129H146ZM187 130H190V129H187ZM10 131V130H9ZM17 131V130H15ZM33 131V130H32ZM56 131V130H55ZM59 131V130H57ZM61 131V130H60ZM118 131L120 132V130L118 129ZM122 131V130H121ZM127 131V130H126ZM186 131V130H185ZM191 131V130H190ZM189 131V133H190ZM193 131V130H192ZM191 131V132H192ZM11 132V133H12ZM25 132V131H24ZM34 132H38V129L37 131L34 130ZM66 132V131H65ZM125 132V131H124ZM135 132V131H134ZM140 132V131H139ZM194 132V131H193ZM8 133V132H7ZM39 133V132H38ZM52 133V132H50ZM61 133V132H60ZM86 133V134H85ZM104 133V132H102ZM107 133V131H106ZM118 133V132H117ZM127 133V132H125ZM188 133V134H189ZM14 133H12L13 135ZM27 134V133H26ZM31 134V132H30ZM63 134V132L61 133ZM121 134V133H120ZM193 134V133H192ZM6 135V134H5ZM11 135V134H10ZM19 138H21L22 136V133L19 132L16 134ZM25 135V134H24ZM70 135V134H69ZM102 135V134H101ZM196 135V134H195ZM15 136V137H17ZM37 136V134H36ZM50 136V135H49ZM52 136V135H51ZM60 136V135H58ZM65 136V135H64ZM73 136V135H72ZM71 135H70V138H73ZM135 136V135H134ZM23 138L25 136H22ZM53 137V136H52ZM69 137V136H68ZM75 137V136H74ZM99 137H101L99 135ZM116 137V136H115ZM191 137V136H190ZM34 138H35V135H34ZM38 138V137H37ZM58 138V137H56ZM60 138V137H59ZM62 138V137H61ZM60 138V139H61ZM65 138V137H64ZM106 138V137H105ZM140 138V136H139ZM161 138V137H160ZM186 138H188V135H186ZM241 138V137H240ZM4 139V138H3ZM13 139V138H12ZM153 139V138H152ZM151 139V140H152ZM190 139V138H189ZM8 140H11V139H8ZM58 140V139H57ZM74 139H72L73 141ZM97 140V138H96ZM139 140V139H138ZM142 140V139H141ZM150 140V139H149ZM232 140V139H231ZM31 141V140H30ZM51 141V140H50ZM48 140V142H50ZM71 141V142H72ZM123 141V140H122ZM146 141V140H145ZM153 141V140H152ZM13 142V141H12ZM21 142V141H20ZM47 142V144H48ZM61 142V141H60ZM107 142V141H105ZM118 142V141H117ZM16 143V142H15ZM79 143V144H80ZM131 143V142H130ZM145 143V142H144ZM150 143V142H149ZM148 143V145H149ZM156 143V142H155ZM13 144V143H12ZM21 144V143H20ZM39 144V142H38ZM62 144V142H61ZM107 144V143H106ZM122 144V143H121ZM120 144V145H121ZM127 144V143H126ZM147 144V143H146ZM82 145V144H81ZM96 145V144H94ZM115 145L117 146V143H115ZM129 145V144H128ZM131 145V144H130ZM195 144H193L194 146ZM199 145V144H198ZM38 146V145H37ZM63 146V145H62ZM80 146V145H79ZM104 146V145H103ZM119 146V145H118ZM133 146V145H132ZM147 146V145H146ZM145 146V147H146ZM151 146V145H150ZM228 146V145H227ZM230 146V145H229ZM16 147V145H15ZM64 147V146H63ZM72 147V146H71ZM82 147V146H81ZM109 147V146H108ZM107 147V148H108ZM135 147V146H133ZM148 147V146H147ZM155 147V146H154ZM31 148L33 147H30V151H31ZM101 148V147H100ZM99 148V149H100ZM105 148V147H104ZM113 148V147H112ZM121 148V147H120ZM19 149V148H18ZM80 149V148H79ZM117 149V148H116ZM200 149V148H199ZM257 149V148H256ZM21 150V149H20ZM25 150V149H23ZM95 150V149H94ZM101 150V149H100ZM122 150V149H120ZM119 150V151H120ZM124 150V149H123ZM134 150V149H133ZM147 150V149H146ZM189 150V149H188ZM194 150V149H192ZM196 150V148H195ZM14 151L16 150H13L12 153H14ZM68 151V150H67ZM115 151V150H114ZM117 151V150H116ZM191 151V150H190ZM48 152V151H47ZM94 152V151H93ZM124 152V151H123ZM137 151H135L136 153ZM146 152V151H145ZM184 152V150L182 151ZM192 152V151H191ZM11 153V151H10ZM9 153V155H11ZM33 153V152H32ZM64 153V152H63ZM96 153V152H95ZM98 153V152H97ZM120 152H118V155H119ZM122 153V152H121ZM126 154V150L124 152ZM123 153V154H124ZM138 153V152H137ZM153 153V152H152ZM240 153V152H239ZM4 154V153H3ZM8 154V152H7ZM21 154V153H20ZM23 154V153H22ZM36 154V153H35ZM68 154V153H67ZM193 154V153H192ZM200 154V153H199ZM6 155V154H5ZM29 155V153H28ZM93 155V154H92ZM136 155V154H135ZM151 155V154H150ZM149 155V156H150ZM184 155V154H183ZM32 156V155H31ZM65 156V155H64ZM88 156V157H89ZM102 156V155H101ZM111 156V154H110ZM123 156V155H122ZM121 155H119V157H122ZM153 156V155H152ZM12 157V156H11ZM24 157V156H23ZM41 157V156H40ZM87 157V158H88ZM134 157V155H133ZM132 157V159H133ZM263 157V156H262ZM19 158V157H18ZM48 158V157H47ZM66 158V157H64ZM85 158V159H84ZM92 158V157H91ZM102 158V157H101ZM104 158V157H103ZM102 158V159H103ZM237 158V157H236ZM23 159V158H22ZM29 159V158H28ZM70 159V158H69ZM97 159V158H96ZM100 159V158H99ZM121 159V158H120ZM145 159V158H144ZM150 159V158H148ZM20 160V159H19ZM31 160V159H30ZM29 160V161H30ZM93 160V159H92ZM95 160V159H94ZM29 161H27L26 163H28ZM99 161V160H98ZM121 161V160H120ZM46 162V161H45ZM54 162V161H53ZM88 162V163H87ZM103 162V161H102ZM125 162V161H124ZM130 162H133V161H130ZM264 162V161H263ZM261 162L260 160V163H263ZM14 163V162H13ZM40 163V162H39ZM86 163V164H85ZM91 163V162H90ZM94 163V162H93ZM121 163V162H120ZM150 163V162H149ZM155 163V162H154ZM54 164V163H53ZM51 164V165H53ZM98 164V162L96 163ZM95 164V165H96ZM123 164V162H122ZM135 164V162H134ZM144 164V163H143ZM156 164V163H155ZM13 165V164H11ZM28 165V164H27ZM93 166H95L94 164H92ZM121 165V164H120ZM119 165V166H120ZM140 165V164H139ZM138 165V166H139ZM15 166V165H13ZM59 166V165H58ZM92 166V167H93ZM111 166V167H110ZM123 166V165H122ZM130 166V165H129ZM140 166H144V165H140ZM151 166V165H149ZM260 166H262L260 164ZM40 167V166H39ZM48 167V166H47ZM52 167V166H51ZM100 167V166H99ZM97 168V169H101V168ZM124 167V166H123ZM198 167V166H197ZM200 167V165H199ZM263 167V166H262ZM126 168V167H125ZM125 168H122L123 170ZM136 168V167H135ZM149 168V167H148ZM151 168V167H150ZM201 168V167H200ZM12 169V172H13V168ZM10 169V170H11ZM94 169V168H93ZM119 169V167H118ZM128 169V168H127ZM9 170V171H10ZM16 170V169H15ZM45 170V169H44ZM55 170V169H54ZM262 170V169H261ZM17 171V170H16ZM38 171V170H37ZM56 171V170H55ZM136 171V170H135ZM138 171V170H137ZM199 171V170H198ZM10 172V173H12ZM39 172V171H38ZM42 172V171H41ZM99 172V170H98ZM107 172V171H106ZM123 172V171H122ZM132 172V171H131ZM254 172V171H253ZM263 172V171H261ZM14 173V172H13ZM22 173V172H21ZM89 173V174H88ZM96 174L97 173V170L95 172ZM124 174L126 173L125 171L123 172ZM122 173V176L124 175ZM136 173V172H135ZM200 173V172H199ZM88 174V175H87ZM120 174V173H118ZM134 174V173H133ZM253 174V173H252ZM13 175V174H12ZM44 175V174H43ZM87 175V176H86ZM116 175V176H115ZM10 176V177H8ZM37 176V175H36ZM86 176V177H85ZM98 176V175H97ZM101 176V175H100ZM121 176V175H120ZM14 177V176H13ZM12 177V178H13ZM22 178V176H20ZM45 177V176H44ZM52 177V176H51ZM54 177V176H53ZM94 177V176H93ZM116 177H118V180H116ZM124 177V176H123ZM122 177V178H123ZM97 178V177H95ZM131 178V177H130ZM232 178V177H231ZM260 180L256 190H255V198L254 200L250 203L249 205V209H248V217H249V224H248V230H250V240L248 239V242H250V245L253 249V247L256 246H259L258 244H260L262 246L261 243H256L258 241V238L260 237V240L261 239V233L264 232V172L262 173L261 175V178H260V175L258 177ZM14 179V178H13ZM56 179V178H55ZM91 179V178H89ZM258 179V180H259ZM10 180V179H9ZM7 180V181H9ZM41 180V179H40ZM102 180V179H101ZM6 181V183H8ZM26 181V180H25ZM38 181V180H37ZM91 181V180H90ZM89 181V182H90ZM96 181V180H95ZM121 182H124V178L123 180L120 179ZM13 182V181H12ZM11 182V183H12ZM21 182V181H20ZM93 182V181H92ZM97 182V181H96ZM133 182V181H132ZM191 182V181H190ZM193 182V181H192ZM191 182V183H192ZM25 183V182H24ZM39 183V182H38ZM87 183V182H86ZM95 183V182H94ZM126 183V182H125ZM186 183V182H185ZM188 183V182H187ZM51 184V183H50ZM130 184V183H129ZM40 185V183H39ZM45 185V184H44ZM94 185V184H93ZM132 185V184H131ZM190 185V184H189ZM8 186V184L6 185ZM12 186V185H11ZM46 186V185H45ZM55 186V185H54ZM88 186V184H87ZM122 186H125V185H122ZM194 186V184H193ZM10 187V185L8 186ZM41 187V186H40ZM86 187V185H85ZM135 187V186H134ZM47 188V187H46ZM124 188V187H123ZM129 188V187H128ZM10 189V188H9ZM125 189V188H124ZM186 189V188H185ZM189 189V188H188ZM191 189V188H190ZM8 190V188H7ZM11 190V189H10ZM130 190V189H129ZM51 191H54L53 189H51ZM126 191V190H125ZM133 191V190H132ZM10 192V191H9ZM92 192V190H91ZM129 192V191H128ZM16 193V192H15ZM44 193V192H43ZM49 193H50V190H49ZM132 194V192H130ZM152 193V192H151ZM150 193V194H151ZM8 194V193H7ZM11 194V192H10ZM46 194V193H44ZM54 194H55V191H54ZM53 194V195H54ZM144 194V193H143ZM149 194V195H150ZM13 195V194H12ZM43 195V194H41ZM55 195V196H57ZM126 195V194H125ZM124 195V196H125ZM47 196V195H46ZM45 196V197H46ZM49 196V195H48ZM89 196V195H88ZM91 196V195H90ZM133 196V195H131ZM144 196V195H143ZM43 197V196H42ZM130 197V196H129ZM135 197V196H134ZM12 198V197H11ZM53 198V197H52ZM51 198V200H52ZM128 198V197H126ZM136 198V197H135ZM145 198V197H144ZM45 199V198H43ZM154 199V198H153ZM178 199V198H177ZM9 200V199H8ZM48 200V199H47ZM54 200V199H53ZM135 200V199H134ZM180 200V199H179ZM137 201V200H136ZM140 201V200H139ZM146 201V200H145ZM182 200H180L179 202H181ZM10 202V201H9ZM124 202V201H123ZM142 202V201H141ZM150 202V201H149ZM153 202V201H152ZM183 202V201H182ZM181 202V203H182ZM138 203V202H137ZM8 204V203H7ZM10 204V203H9ZM54 204V205H55ZM148 204V203H147ZM154 204V203H153ZM89 205V204H88ZM145 205V204H144ZM152 205V204H151ZM147 206V205H145ZM10 207V205H9ZM153 207V206H151ZM175 207V206H174ZM125 209V208H124ZM152 208H150L151 210ZM177 210V209H176ZM145 211V210H144ZM138 212V211H137ZM147 212V211H146ZM176 212V211H175ZM121 213V212H120ZM134 214V213H133ZM141 214V213H140ZM224 214L225 212H222L221 215H219V218H217L212 224H211V227H209V238H213L214 235L216 233H218V229H219V226H220V223L222 222V219L224 217ZM123 217V216H122ZM121 217V218H122ZM145 217V216H144ZM150 217V215H149ZM120 218V217H119ZM247 219V218H246ZM135 220V219H134ZM141 220H142V216H141ZM145 220V219H144ZM247 220V222H248ZM140 221V220H139ZM142 222V221H141ZM144 222V221H143ZM176 223V222H175ZM144 224V223H143ZM142 224V225H143ZM173 224V223H171ZM139 225V224H137ZM133 226V225H132ZM140 226V225H139ZM133 229V227H132ZM143 229V228H142ZM146 229V228H145ZM220 230V229H219ZM136 231V229H135ZM142 231V230H141ZM145 231V230H144ZM173 231V230H172ZM170 232V231H169ZM119 233V232H118ZM141 233V232H140ZM127 234V233H126ZM133 234V232H132ZM125 235V234H124ZM143 235V234H142ZM123 236V235H121ZM132 236V235H131ZM118 237V236H117ZM127 237V236H126ZM126 237H125V242H126ZM143 237V236H142ZM144 238V237H143ZM123 240V239H122ZM136 240V239H135ZM259 240V241H260ZM123 242V241H122ZM129 242V241H127ZM134 242V241H133ZM130 243V242H129ZM128 243V244H129ZM144 243V242H143ZM120 244V243H119ZM136 244V242H135ZM249 244V243H248ZM134 245V244H133ZM128 246V245H127ZM131 246V245H130ZM144 246V245H143ZM260 246V247H261ZM120 247V246H119ZM1 248V247H0ZM128 249V248H127ZM131 249V248H130ZM134 250V248H132ZM144 249V247H143ZM142 249V250H143ZM130 251V250H129ZM255 251V250H254ZM125 252V251H123ZM260 252V250H259ZM129 253V252H128ZM131 253V252H130ZM138 253V252H137ZM250 253V252H249ZM255 254V252H251V254ZM132 254V253H131ZM261 255V254H260ZM146 256V255H145ZM148 256V255H147ZM234 256L233 253H230V258L229 260L232 259V257ZM251 256V255H250ZM122 257V256H121ZM131 257V255H130ZM140 257V256H139ZM143 257V256H142ZM141 257V258H142ZM4 258V257H3ZM1 258V259H3ZM127 258V257H126ZM129 258V257H128ZM209 258V255H205L203 256L202 258V261H206L207 259ZM254 258V256H253ZM253 258L251 259V261L253 260ZM123 260V259H122ZM128 260V259H127ZM137 260V259H136ZM129 261V260H128ZM144 261V260H143ZM208 261V260H207ZM121 263V262H120ZM119 263V264H120ZM251 263V262H250ZM253 263V262H252ZM256 263V262H255ZM127 264V263H126ZM135 264V262H134ZM146 264V263H145ZM226 264H230L229 262H227ZM259 264V263H258Z\"/></svg>",
    "mask_w": 264,
    "mask_h": 264
},
{
    "label": "clouds",
    "instance_id": "clouds-1",
    "mask_svg": "<svg viewBox=\"0 0 264 264\" xmlns=\"http://www.w3.org/2000/svg\"><path fill=\"white\" fill-rule=\"evenodd\" d=\"M33 80H35L34 77H33ZM45 86H46V83L44 81H40L38 83H35L34 91L37 94H41V93H43ZM53 91H54L55 95L57 96V98L61 97L62 89L60 87L55 88ZM85 95H89V94L85 93ZM58 119L63 120L65 122L66 126L68 125V122L72 121V117L70 114H60L58 116ZM70 126L74 129V133L77 136H80L81 133H84V131H85L84 124L79 120L71 122Z\"/></svg>",
    "mask_w": 264,
    "mask_h": 264
}]
</instances>
